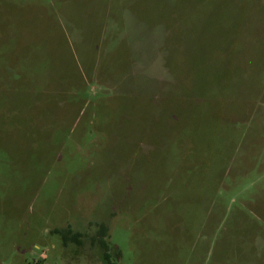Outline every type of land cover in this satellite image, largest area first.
Wrapping results in <instances>:
<instances>
[{
    "label": "rangeland",
    "instance_id": "374dc122",
    "mask_svg": "<svg viewBox=\"0 0 264 264\" xmlns=\"http://www.w3.org/2000/svg\"><path fill=\"white\" fill-rule=\"evenodd\" d=\"M101 239L264 264V0H0V264Z\"/></svg>",
    "mask_w": 264,
    "mask_h": 264
},
{
    "label": "trees",
    "instance_id": "16d2710c",
    "mask_svg": "<svg viewBox=\"0 0 264 264\" xmlns=\"http://www.w3.org/2000/svg\"><path fill=\"white\" fill-rule=\"evenodd\" d=\"M72 237L74 238L75 241H77V239H76L77 234H74ZM100 245L102 248V259L106 262L105 264H111V262H110L111 254L109 252L108 245L106 244V242L103 239L100 240Z\"/></svg>",
    "mask_w": 264,
    "mask_h": 264
},
{
    "label": "built area",
    "instance_id": "2783aa9c",
    "mask_svg": "<svg viewBox=\"0 0 264 264\" xmlns=\"http://www.w3.org/2000/svg\"><path fill=\"white\" fill-rule=\"evenodd\" d=\"M41 257H43L44 258V255H42ZM35 264H38L37 262H35Z\"/></svg>",
    "mask_w": 264,
    "mask_h": 264
},
{
    "label": "crops",
    "instance_id": "0c3cea01",
    "mask_svg": "<svg viewBox=\"0 0 264 264\" xmlns=\"http://www.w3.org/2000/svg\"><path fill=\"white\" fill-rule=\"evenodd\" d=\"M90 244H92V243L90 242Z\"/></svg>",
    "mask_w": 264,
    "mask_h": 264
}]
</instances>
